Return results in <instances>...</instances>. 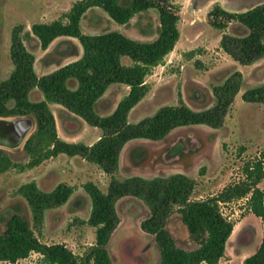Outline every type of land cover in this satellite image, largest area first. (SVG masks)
Returning a JSON list of instances; mask_svg holds the SVG:
<instances>
[{"label": "trees", "instance_id": "trees-1", "mask_svg": "<svg viewBox=\"0 0 264 264\" xmlns=\"http://www.w3.org/2000/svg\"><path fill=\"white\" fill-rule=\"evenodd\" d=\"M92 8L102 10L119 26L129 23L138 14L156 10L158 37L153 42L142 43L119 32L85 35L80 20ZM179 13L180 6L174 0H78L57 20L30 27L28 36L42 51L60 37L76 39L83 50L76 62L41 77L34 71L33 54L19 37L22 27L13 29L9 50L13 71L6 81H0V117L34 118L36 130L23 146L32 157L26 167H36L61 154L78 156L98 166L110 181L105 193L92 182L83 185L91 200L87 223L95 229V242L82 255L73 254L62 244H43L25 216L12 214L0 232V262L15 264L35 253L41 256L44 264H113L108 246L119 222L115 204L123 198H133L149 211L141 227L152 236L159 249V264H218L234 227L223 215L222 206L247 198L244 208L261 219L263 237L257 251L246 258L244 264H264V191L259 187L264 181V154L261 159L244 163L240 180L203 199L193 198L195 183L181 174L151 180L132 177L120 181L115 178L120 153L128 142H159L173 130L183 127L203 125L220 129L239 93L242 76L234 72L221 86L213 88L215 104L207 110L194 111L180 102L177 106L160 107L153 116L136 124L128 122L129 113L149 92L146 78L154 68L164 64L165 57L179 40ZM208 24L222 32L219 49L232 61L249 66L264 58V2L245 12H228L216 5L208 13ZM232 24L244 27L247 34H224ZM196 54V50H192L183 57L189 60ZM123 57H128L132 65L124 66ZM69 82L76 85L74 90ZM111 85L127 86L129 92L110 115L99 116L95 113L98 101ZM34 89L43 95L42 101L29 100ZM242 100L264 104V85L244 92ZM49 104L62 106L87 125L99 129L101 136L91 146L59 139ZM6 153L0 149V169L11 166ZM73 192V187L66 184H58L49 193L43 192L34 182L17 190L37 220L43 211L64 205ZM173 212L192 238L193 249L179 247L168 231L166 225Z\"/></svg>", "mask_w": 264, "mask_h": 264}, {"label": "rangeland", "instance_id": "rangeland-1", "mask_svg": "<svg viewBox=\"0 0 264 264\" xmlns=\"http://www.w3.org/2000/svg\"><path fill=\"white\" fill-rule=\"evenodd\" d=\"M76 1L78 0H0V81H6L13 71L9 57L13 29L22 27L19 37L26 48L34 52L28 36L31 25L47 23L56 16L60 18L63 14L61 12ZM189 2L188 8L179 13V29L183 37L187 36V39L192 40L190 47L196 42L199 46L201 42L208 41L209 52L206 55L203 48H196L197 54L190 64L182 53L180 61L165 70L161 69L164 77L157 74L150 79L149 83H158L163 89L156 94L147 95L144 102L129 113L130 124L153 116L160 107L177 106L183 101L194 111L213 107V88L221 86L236 69L241 68L230 57L228 59L217 54L219 49L215 44L218 43L221 32L209 26L208 13L216 4L228 12H244L248 4L257 6L264 0H192L194 11ZM53 6L57 10L51 14ZM153 11L157 14L156 10ZM97 12L100 14L97 15ZM100 15L107 16L105 12L97 9L89 13L85 22L95 23L101 29L110 30V25ZM110 23L115 25L114 22ZM227 28L228 32L226 29L224 34L242 36L241 29L247 32L244 27L236 24ZM123 58L126 59L123 61H131L128 57ZM37 69H42L40 62ZM263 74L264 71L260 74L261 81H264ZM253 88L255 87L249 79L241 81L239 93L235 96L220 129L212 130L203 125L183 127L159 142L133 140L120 154L115 178L120 181L132 177L151 180L157 177L167 178L179 170H185L195 183L193 198L197 199L216 194L233 181L240 180L244 163L261 159L264 154V104L242 100V94ZM113 95L109 93L104 98L110 101V105L99 102L95 110L97 115L107 116L112 113L117 99L113 98ZM123 95L124 93L121 97ZM42 99L43 95L38 90H33L29 95L32 102ZM51 109L60 133L67 134V129L76 130L72 134L74 142L71 143L87 145L96 135H101L99 129L86 123L83 128L68 119L66 123L64 115H60L56 108ZM6 154L11 166L0 169V232L10 215L20 214L29 220L35 235L43 244H62L73 254L82 255L95 242V229L87 223L91 213V200L84 192L83 185L92 182L105 193L109 177L98 166L78 156L68 157L61 154L43 161L36 167L28 168L26 165L32 157L23 147L17 152L7 151ZM31 182L47 193L53 191L58 184L71 186L74 192L64 205L43 211L42 217L37 220L27 202L17 194L20 186ZM259 187L264 191V181ZM244 207L243 201L235 202L224 206L222 213L236 224L245 214ZM115 210L119 222L108 246L113 264H159V249L152 236L146 234L141 227L149 216L147 207L136 199L123 198L115 204ZM252 220L254 223L250 226L254 227L257 222L255 218ZM166 226L179 247H195L192 238L182 228L176 212L170 214ZM250 239L251 243L245 246L246 250H251L254 242H257L254 241L253 235ZM237 241L235 233L229 244L232 253L235 252ZM15 264L44 263L40 255L32 253Z\"/></svg>", "mask_w": 264, "mask_h": 264}, {"label": "crops", "instance_id": "crops-1", "mask_svg": "<svg viewBox=\"0 0 264 264\" xmlns=\"http://www.w3.org/2000/svg\"><path fill=\"white\" fill-rule=\"evenodd\" d=\"M174 2L180 6V13H183V11L188 8V6H187L188 2L192 6V10L194 11L195 6L192 4V0H174ZM57 5L59 6V4H57ZM249 5L250 4H248L245 7V11L254 7V6H249ZM54 6L52 7L53 9L51 10V12H52L51 14H54L55 10H57V9H54L55 8ZM71 6H72V4H70V6L68 7L67 10H63L61 13H63V14L67 13L69 11V9L71 8ZM218 6H220V5H218ZM97 9L98 8L89 9L82 16V18L80 20V27H81L83 34H85V35H99V34H105L108 32H119L131 40L142 42V43L153 42L158 37V27H159L158 15L153 10H149L147 12L136 15L134 18H132L130 20L129 23H127L123 26H119L116 23H113L115 25H112V23H110V22H113V21H110L111 19L108 16L100 15L101 18L104 19V21L110 25V28H109L110 30H105V29L99 28L98 25L95 23H89L88 22V24H87V22H85V18L89 15V13L94 11V10H97ZM96 14L98 15L100 13L97 12ZM57 18H58V16H56L54 19L50 20L47 23L55 21V20H57ZM83 22H84V25H82ZM150 23L151 24L154 23L155 25H149ZM178 29H179V25H178ZM179 32H180L179 40L176 43L173 51L165 57L164 64L154 68L152 70L150 76H148L145 80V83L149 86V92L147 94L148 96L151 94H156L163 89L160 87V85L158 83H154V84L149 83V80L154 78L155 76H157V74H159L160 77H164L161 74V72H163L162 70H165L171 64H173L177 61H180V59H182V53L183 54L187 53L189 51L195 50L198 47L203 48L204 51L206 52V55L209 52V49H210L209 46L210 45L207 43L208 41L201 42V44L199 46L197 45L198 42H196V43H194L195 44L194 46L190 47L192 40L187 39V36L183 37L180 29H179ZM227 32H228V28H227ZM241 32L243 33L242 36L247 34V32L242 30V29H241ZM221 35H222V32L219 34L218 37L221 38ZM29 42H30L29 43L30 47L35 50L34 52L29 51V50L28 51L31 52L35 58L34 71H35L37 77L48 75V74L56 71L60 67H63V66L68 65L70 63L76 62L83 55L82 47L80 46L78 41L76 39H73V38H68V37L57 38L49 45V47L45 51L40 50L39 46L36 44V42L33 39L30 38ZM193 42H194V39H193ZM217 42L218 43H216L215 45L219 49L220 39ZM217 54H219L220 57H227L229 59V56H227L225 53H223L220 49L218 50ZM194 57L192 59H189V61L187 63L190 64L191 60H193ZM199 58H201V56ZM123 60H126V59H124V58L121 59V63L124 66H131L132 65L131 61L128 62V61H123ZM39 62H40V65L42 67V69H40V70L37 69V64ZM239 66L241 68L236 69L235 72H239L241 74L242 81H244L246 78L249 79L250 83L252 84L253 87H257L260 84L264 85V81L260 80L261 79L260 74L262 73V71H264V58L257 61L256 63H254L252 65H249V66H241V65H239ZM69 87L74 90L76 88V85L72 82H69ZM34 90H36V89H34ZM128 92H129V88L127 86L111 85L106 90V92L102 96V98L98 101V104L101 101L103 104H105V102H106L110 105V101L105 100L104 98H106L105 96L107 94L113 93L114 94L113 98L114 97L117 98L115 101V104H114V110H115L119 101L124 96H126L128 94ZM31 93L32 92H30V94ZM122 93H124V95L121 97ZM147 95L141 102L138 103V105L141 104L142 102H144V100L147 98ZM137 106H135V107H137ZM49 108H50L51 112H52L51 108H56L58 110L57 112L60 115H64V117H65L64 120L68 119L69 121H72L75 125L80 126L81 128H83V125H85V122L82 119L70 114L69 112L66 111L65 108H63L60 105L49 104ZM52 114H53V112H52ZM110 114H108V115H110ZM54 119H55L57 137L59 139L65 141V142H68V143L74 142V141H72V140H74L72 137V134H74V132L76 130L67 129V131H68L67 134H64L62 132L60 133L57 122H56V118L54 117ZM68 120L66 121V123L68 122ZM175 130H173V131H175ZM172 132H170V134ZM100 136L101 135H96L95 139L92 140L91 142H89L85 146L93 145L99 139ZM131 142L132 141L128 142L127 144H129ZM175 174H181V175H185V176L189 177V175L187 174V172H185V170H181V171L179 170L178 172H175L173 175H175ZM260 189L262 190V188H260ZM252 218H255L256 222H257L256 225H254V227L250 226L251 223H254V220H252ZM235 233L237 234L238 241H237V247L235 249V252L232 253V251H230L229 244H230L231 239L233 238ZM252 235L254 237V241L257 240V242L256 243L254 242V246H252L251 250L250 249L246 250L245 246L250 245L249 244V243H251L250 237H252ZM262 237H263V225H262L261 219L255 217L252 214L243 215L242 219L239 222H237L236 224H234L232 234H231V236H230V238L227 241L226 246H225L224 255L220 259L218 264H244V260L246 258L252 256L257 251V249L259 248V246L261 244Z\"/></svg>", "mask_w": 264, "mask_h": 264}, {"label": "water", "instance_id": "water-1", "mask_svg": "<svg viewBox=\"0 0 264 264\" xmlns=\"http://www.w3.org/2000/svg\"><path fill=\"white\" fill-rule=\"evenodd\" d=\"M35 127V120L31 116L0 117V149L19 151Z\"/></svg>", "mask_w": 264, "mask_h": 264}, {"label": "built area", "instance_id": "built-area-1", "mask_svg": "<svg viewBox=\"0 0 264 264\" xmlns=\"http://www.w3.org/2000/svg\"><path fill=\"white\" fill-rule=\"evenodd\" d=\"M238 180H236V181H233L232 183H235V182H237ZM231 184V183H230ZM246 200H247V198H245V199H243V200H241V201H243L244 202V205H245V202H246ZM239 202V201H238ZM230 205V204H229ZM225 206H228V205H225ZM223 207L224 206H222V210H223ZM243 212L245 213V214H249V211H248V213H247V210L245 209V208H243ZM224 215V214H223ZM224 216H226V215H224ZM227 218H228V220H230V217H228V216H226ZM231 221V220H230Z\"/></svg>", "mask_w": 264, "mask_h": 264}]
</instances>
